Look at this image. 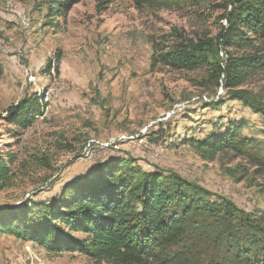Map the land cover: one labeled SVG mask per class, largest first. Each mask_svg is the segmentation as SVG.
I'll return each mask as SVG.
<instances>
[{
    "label": "rangeland",
    "instance_id": "rangeland-1",
    "mask_svg": "<svg viewBox=\"0 0 264 264\" xmlns=\"http://www.w3.org/2000/svg\"><path fill=\"white\" fill-rule=\"evenodd\" d=\"M61 1L57 10L55 0H0V154L16 157L12 185L0 190V213L18 216L25 205L39 211L66 184L122 159L146 173H176L216 201L263 217L257 157L264 158V114L231 91H245L264 108V69L230 90L214 64L175 68L161 56L218 37L226 0ZM231 53L260 57L264 41ZM33 95L46 106L29 127L1 118ZM231 124L261 148L211 153L199 145ZM0 264L116 263L50 253L0 233Z\"/></svg>",
    "mask_w": 264,
    "mask_h": 264
},
{
    "label": "trees",
    "instance_id": "trees-1",
    "mask_svg": "<svg viewBox=\"0 0 264 264\" xmlns=\"http://www.w3.org/2000/svg\"><path fill=\"white\" fill-rule=\"evenodd\" d=\"M77 1L68 0V4ZM65 4L61 0L54 3L57 10ZM224 8L226 24L218 37L202 43L192 41L161 56L175 68L214 64L217 76L224 75L225 87L234 90L264 69V55L245 58L231 53V49L264 41V0H226ZM2 74L0 62V77ZM231 92L264 114L262 105L245 91ZM45 106L42 98L33 95L10 106L1 118L27 128L43 114ZM238 130L231 124L199 145L211 153L233 148L245 154V146L261 148L259 141L240 139ZM15 158L0 154V190L12 185ZM257 162L264 175V158L257 157ZM211 196L205 188L176 173H146L116 159L101 165L93 177L66 184L39 211L26 205L19 208L18 216L12 209L3 210L0 233L31 241L50 253L79 252L96 262L264 264V216L253 218L232 201H216Z\"/></svg>",
    "mask_w": 264,
    "mask_h": 264
}]
</instances>
